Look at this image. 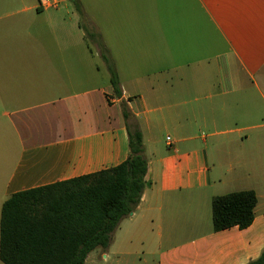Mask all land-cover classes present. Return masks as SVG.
Masks as SVG:
<instances>
[{
    "label": "crops",
    "instance_id": "obj_1",
    "mask_svg": "<svg viewBox=\"0 0 264 264\" xmlns=\"http://www.w3.org/2000/svg\"><path fill=\"white\" fill-rule=\"evenodd\" d=\"M66 1L46 8L39 0H0V117L18 145L1 206L14 193L124 162V103L127 122L142 135L147 173L135 211L100 250L103 263L258 258L264 0H73L84 3L83 23L60 7ZM85 30L101 38L121 97ZM224 147L231 155L221 158L214 150ZM239 191L256 194L252 224L213 231L212 199Z\"/></svg>",
    "mask_w": 264,
    "mask_h": 264
},
{
    "label": "trees",
    "instance_id": "obj_2",
    "mask_svg": "<svg viewBox=\"0 0 264 264\" xmlns=\"http://www.w3.org/2000/svg\"><path fill=\"white\" fill-rule=\"evenodd\" d=\"M79 13L81 12L78 8ZM96 43L109 75L112 93L122 95L119 78L101 38L85 30ZM128 156L121 164L70 180L10 195L0 212L2 264H85L87 256L105 250L120 222L138 206L147 173L142 135L128 123ZM253 191L232 192L211 201L213 231L246 229L254 220ZM247 264H264V251Z\"/></svg>",
    "mask_w": 264,
    "mask_h": 264
},
{
    "label": "rangeland",
    "instance_id": "obj_3",
    "mask_svg": "<svg viewBox=\"0 0 264 264\" xmlns=\"http://www.w3.org/2000/svg\"><path fill=\"white\" fill-rule=\"evenodd\" d=\"M81 3L79 4L78 1L71 0V1H66L65 4L61 3L60 7L67 6L69 11L75 13L77 20L83 23L86 20V18L81 8L84 7V3L83 2ZM90 5L88 6V9L89 8L95 9L93 13L98 15L99 13V9H97L98 6L96 5L90 6ZM76 6L80 7L79 9L81 11L80 13L77 9L75 10ZM214 152L218 153L217 156L223 158V156L225 157L231 155V148L225 149L224 147L218 149L217 151L214 150ZM17 153H18V145L15 142V139L13 138V135L11 134L7 124L0 117V208H1V203L3 201L4 185L10 173V170L13 167ZM226 153L229 154L227 155ZM100 254H101L100 250L94 251L91 254V256L87 259L86 264H104L103 261L100 259ZM94 256H97L95 257V260H93ZM0 264L2 263L0 262Z\"/></svg>",
    "mask_w": 264,
    "mask_h": 264
},
{
    "label": "built area",
    "instance_id": "obj_4",
    "mask_svg": "<svg viewBox=\"0 0 264 264\" xmlns=\"http://www.w3.org/2000/svg\"><path fill=\"white\" fill-rule=\"evenodd\" d=\"M39 6L50 8L56 6V2L55 0H39ZM166 140L169 141V138H167Z\"/></svg>",
    "mask_w": 264,
    "mask_h": 264
}]
</instances>
